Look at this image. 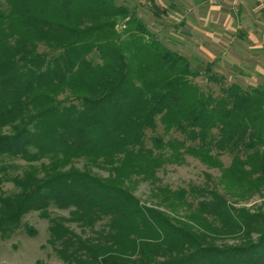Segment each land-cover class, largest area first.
I'll list each match as a JSON object with an SVG mask.
<instances>
[{
  "label": "trees",
  "instance_id": "16d2710c",
  "mask_svg": "<svg viewBox=\"0 0 264 264\" xmlns=\"http://www.w3.org/2000/svg\"><path fill=\"white\" fill-rule=\"evenodd\" d=\"M213 66L113 0H0V237L37 212L66 264H264V88ZM187 156L216 181L163 184Z\"/></svg>",
  "mask_w": 264,
  "mask_h": 264
},
{
  "label": "rangeland",
  "instance_id": "374dc122",
  "mask_svg": "<svg viewBox=\"0 0 264 264\" xmlns=\"http://www.w3.org/2000/svg\"><path fill=\"white\" fill-rule=\"evenodd\" d=\"M120 1L116 0L119 3ZM173 2L176 3L175 0H163V4L167 6ZM173 11L175 10L171 11L169 7L165 6L162 9V6H159L153 11L143 10V13L138 14V17L142 19L147 29L155 34L167 49L186 58L192 68L203 71L208 59L207 56L199 53L200 49L197 45L199 36L195 35L197 39L195 38L196 42H194L193 38L183 34V30L189 32L191 29L186 24L182 27L179 23V17ZM231 56H225L227 62L224 57L219 62H212L214 64L212 71L224 76L226 78L225 84L228 85L235 81L245 88L248 86L264 88V65L263 67H257L255 62H245L247 60L245 57L248 56L247 58L254 60L255 56L238 53L233 58ZM258 58L260 57L258 56ZM193 82L199 85L204 92L218 93L219 85L207 82L202 76L193 79ZM158 132H162L161 127H159ZM221 159L225 166L229 164L227 156H223ZM219 173L216 168H209L187 156L185 163L179 166H166L165 169L158 172V176L163 184L175 189L191 184L202 186L208 183L210 178L216 181ZM3 189L8 192L12 191L13 187L11 184L5 183ZM134 193L141 201H148L149 190L146 184L137 186ZM263 203L264 201L256 196L246 203H241V205L246 207L258 205L264 209ZM51 216L67 217L68 212L52 209ZM21 225L9 237H0V264H66L56 256L50 244L47 243L49 223L46 219H42L37 212H30L22 218ZM68 226L79 233V228L75 224H68ZM24 227L26 230L31 229L34 234L30 235L28 230H24Z\"/></svg>",
  "mask_w": 264,
  "mask_h": 264
},
{
  "label": "crops",
  "instance_id": "0c3cea01",
  "mask_svg": "<svg viewBox=\"0 0 264 264\" xmlns=\"http://www.w3.org/2000/svg\"><path fill=\"white\" fill-rule=\"evenodd\" d=\"M175 1V4L169 3L167 6L163 0H121L120 3L113 0L115 5L127 7L137 15H141L145 9L153 11L159 6L175 10L173 12L179 17L182 27L186 24L191 29L181 32L193 38L194 42L199 36V53L207 56L206 63L219 62L223 57L227 62L225 56L232 55L233 58L238 53L255 56L254 60L245 57V62H255V66L263 67L264 10L253 0H241L237 12L231 10L229 0Z\"/></svg>",
  "mask_w": 264,
  "mask_h": 264
},
{
  "label": "built area",
  "instance_id": "2783aa9c",
  "mask_svg": "<svg viewBox=\"0 0 264 264\" xmlns=\"http://www.w3.org/2000/svg\"><path fill=\"white\" fill-rule=\"evenodd\" d=\"M254 3L261 9L264 10V0H253ZM230 8L233 12H237L241 4V0H229Z\"/></svg>",
  "mask_w": 264,
  "mask_h": 264
}]
</instances>
